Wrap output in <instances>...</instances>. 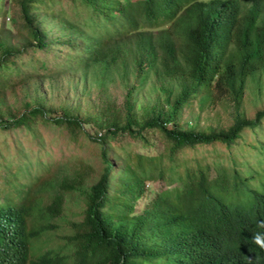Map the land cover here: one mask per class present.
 Segmentation results:
<instances>
[{"label":"trees","instance_id":"1","mask_svg":"<svg viewBox=\"0 0 264 264\" xmlns=\"http://www.w3.org/2000/svg\"><path fill=\"white\" fill-rule=\"evenodd\" d=\"M58 1L0 0L6 10L0 21V92L9 86L24 96L13 106L0 93V159L6 161V150L23 147L24 138L43 135V124L56 126L58 134L68 130L64 141L69 144L78 145L82 131L87 145L97 147L85 158L90 169L95 154L102 165L92 183L83 185L80 174L66 181L69 189L85 194L86 206L83 217L72 222L75 228L63 235L61 249H56L61 255L53 258L45 252L29 264H66L68 259L70 264H264L259 249L249 262L236 259L246 239L264 233V178L231 170L223 155L232 165L246 159L217 150L218 144L238 147L245 129L255 133L264 125V105L247 115L244 96L251 88L256 94L250 101L264 98V85H257L264 76V0H62L57 7ZM80 6L86 9L82 25L73 20ZM7 15L17 16L20 25L15 29L22 37L7 25ZM97 18L110 26L95 31ZM44 20L55 21L56 37ZM55 44L83 59V97L94 100L85 110L65 105L59 95L55 103L48 92L56 86L44 75L32 79L31 92L21 82L14 86L17 68L33 69L27 66L34 63L31 48ZM21 55L25 68L17 63ZM255 69L260 75H254ZM143 84H150L148 91L138 96L135 90ZM115 86L125 88L121 99L114 96ZM192 97L200 107L224 106L232 122L196 127L182 120L183 106ZM223 103L227 105H219ZM158 136L163 152L146 155L134 152L130 144L149 146ZM188 149H202L212 157L202 155L191 164ZM116 153L122 157L118 169L112 165L119 158ZM165 167L171 170L167 181L180 185L147 186L156 174L164 176ZM209 167L216 173L212 177ZM245 191L253 195L245 196ZM48 209L62 211L57 195ZM18 210L7 214L19 222L20 245L28 249L37 231L27 226L24 203Z\"/></svg>","mask_w":264,"mask_h":264},{"label":"rangeland","instance_id":"2","mask_svg":"<svg viewBox=\"0 0 264 264\" xmlns=\"http://www.w3.org/2000/svg\"><path fill=\"white\" fill-rule=\"evenodd\" d=\"M7 2V1H6ZM57 7L63 5L64 2L58 1ZM6 14V10L3 6L0 5V21L1 17ZM86 14V9L80 6L75 14L73 15V20L79 25H82L83 18ZM7 25L10 26L12 32L17 35L18 38L24 35L23 32H18L15 28L20 25L17 16L15 15H7L5 18ZM96 21H101L104 24L109 23L102 19L97 18ZM46 25L50 26V31L54 37L57 36L58 29L57 26L54 25V20L45 21ZM99 31H103V28H99ZM12 41V40H10ZM82 42V40H81ZM54 46V48L52 47ZM64 47L60 46L59 44L55 45H48L44 50L39 48H31L28 54H32L34 58V63H30L27 66L33 65L32 71H25L20 68H17L13 80L17 83L14 85L16 88L18 84L21 82L28 88L31 92L35 87L33 85L32 79L38 75H44L47 83L51 82L54 86V89L50 90L48 96L52 97L56 102H59V97L63 98V103L68 106H76L85 110L91 104H93L92 99H88L83 97L84 90L82 89L81 80H79V75L82 73L81 61L83 60L80 58V55L75 52V50H71L65 45ZM27 50H25V53ZM23 54V55H24ZM23 55L17 58V63L22 64L21 68H25L23 64ZM59 61H62L59 64ZM6 65L4 64L2 68ZM93 67L89 66L88 71L92 72ZM258 69H255L254 75H260ZM257 85H264V76ZM133 77V76H130ZM76 78L79 80V83H76ZM93 81L91 84L94 83L95 76H92ZM150 84H143L142 86L136 88L135 94L138 96H145L148 91ZM114 89V96L117 99H121L125 96V88L124 87H113ZM4 98L5 103L13 106H17L21 103L22 98H24L23 93H21V89L11 90L9 86H6L5 89H2L0 92ZM256 92L251 91V88L245 89L244 96L247 99V103L245 108L247 109L246 114L252 116L253 113L257 108L264 105V98H260L261 101H257L256 99L250 101L249 98L255 96ZM57 97V98H56ZM191 103L184 104L182 112H181V119H189L192 124L196 127H208V126H228L232 122V115L224 106H208V107H200L197 97L190 98ZM96 102L95 104H97ZM219 105H227L225 103ZM96 111V109H94ZM194 115H197L194 118ZM13 117L11 116V120ZM88 128V125H85V129ZM40 129L43 132V135L37 133L35 137H28V139L24 138V134L20 131H13L12 134L15 137H22L24 138L23 147L14 148L11 150H6L4 152L6 161L0 163V181L6 182L13 180L17 184L22 185L27 183V178L24 176L20 178L17 175H13L9 170V162H11L12 172L20 173L22 168L20 167V163L22 162L23 167L25 168V174H30L35 169L36 171L46 167L49 165V161L45 157V152L49 160L53 162V165L43 172L39 173L38 175H33L29 182V191L26 197V203H29L34 198H40L42 202L45 204L49 202L53 196L58 193L61 198V207L62 211L58 212L57 214L51 215L49 217L48 226L46 231L42 233L35 241V247L33 254H38L44 252L47 249L52 251H56V249H61V245L64 242V234L71 231L75 228V225L72 222L79 221L85 211V194L80 193L78 189H69L67 180H71L75 178L77 175H81L83 177V185L92 183L96 178L95 175H98L101 169V161L100 156L95 154L91 157L92 160V167L90 169L87 160L85 159L87 155L92 154V152L97 148L93 142L90 143V146L87 145L88 141L84 140L82 131H79L77 135V141L79 144H69L64 141L65 133H69L68 130L63 129V132L58 134L56 126L49 125L48 127L40 124ZM29 131V130H28ZM249 129H245V134L239 141L238 147H233L232 149H228L224 146L218 144L217 150L222 151L226 150L227 152L233 153V156L238 158V161L242 159H246L245 162H238L235 164H229L231 162V158L228 161H225L224 155L222 156L224 165H229L231 170L234 168L237 170L239 174L245 175H259L264 178V125L262 129L257 130L255 133L249 132ZM77 132V130L75 131ZM248 133L251 134L249 138H246ZM253 145H256L254 149H251ZM263 143V146L259 147L260 144ZM133 147L134 152H141L146 155L150 153H157L163 152V144L162 139L160 136L155 138L154 143L151 141V145L145 146L139 141H132L130 143ZM155 148V150H153ZM2 148H0V156L2 153ZM211 152L213 149L210 147ZM41 151V152H40ZM39 153V154H38ZM37 158V166L34 168L31 159L35 160ZM202 155L206 157H212V154H207L206 151L202 149H188L186 152V159L189 160L191 164L194 163L195 159H201ZM116 156L119 158L112 159V165L115 169H118L122 166V157L116 153ZM121 158V159H120ZM88 159V158H87ZM249 164V165H248ZM212 165V164H211ZM228 166V167H229ZM234 167V168H233ZM179 174L184 176V166H178ZM164 176H160L156 174V178L154 182L148 181L147 186L156 188H164L163 186L172 189L176 185H180L177 181L175 182H168L166 177L170 174L171 170L169 167H165L163 169ZM250 171V172H249ZM115 173V172H114ZM110 174H113L110 173ZM209 174L210 177L214 176L215 170L213 167H209ZM119 177V175H118ZM182 180H187L186 177H183ZM253 185L256 187L259 186V181H252ZM200 184V183H199ZM204 184H200L203 187ZM262 189V188H261ZM259 189V190H261ZM19 191L17 189V185H10L7 184H0V201H4L7 198L18 199ZM245 196L251 197L253 192L244 193ZM139 208V205H138ZM37 214L33 209H31V213L28 216V224L34 225L38 224V219L36 218ZM45 218H42L44 221ZM53 223L57 224L56 226ZM71 262V261H70Z\"/></svg>","mask_w":264,"mask_h":264},{"label":"clouds","instance_id":"3","mask_svg":"<svg viewBox=\"0 0 264 264\" xmlns=\"http://www.w3.org/2000/svg\"><path fill=\"white\" fill-rule=\"evenodd\" d=\"M105 21V20H104ZM100 22V24H99ZM44 23V21H43ZM106 25L102 23L101 21H95V31H99V28H103L104 31V26ZM107 26H110V24ZM99 31V32H103ZM41 152V151H40ZM39 154V153H38ZM38 154L35 160L31 159H25V160H30L32 162V165L34 168L37 166V158ZM45 157L49 161V165L46 167H43L39 170H33L32 173L30 174H25V168L22 165L21 161L20 167L22 170L20 173L13 172V175H17L20 178L26 177L27 178V183L19 185L15 181L10 180L6 182L0 181V184H7L9 183L10 185L14 184L17 185V189L19 191L18 199H12V198H7L4 201H0V264H15L16 262H21L24 264H29L30 260H34L37 258H41L42 254L45 252H48L53 258H56L58 255L56 251H52L50 249L45 250L44 252L38 253V254H33L34 247H35V241L36 239L46 231V228L48 226L49 222V217L53 215L54 212H50L48 209V205L51 203L52 199L57 195L59 198V194L56 193L53 198L47 202L43 203L40 198H34L31 200L29 203H26V197L29 191V182L31 180V177L33 175H38L39 173L43 172L45 169L51 167L53 165V162L48 159L46 152H45ZM4 162L3 160L0 159V163ZM9 170V169H8ZM202 188V187H201ZM201 193H204V191L201 190ZM21 203H24L25 206L27 207V226L30 229L36 230L37 233L33 237V245L30 246L28 249L27 248H22L20 245V227H19V222L16 221L15 219L11 218L7 212L9 209H14L18 211V207ZM197 204V203H196ZM60 206H61V198H60ZM31 209L35 211L37 214L36 218L39 220L38 224L34 225H29L28 224V216L31 213ZM42 218H45L44 221H42ZM262 226H264V222H261ZM256 249H259L262 253V256L264 257V233H254L253 236L250 238L246 239L243 242L241 251L238 253L236 259H238L241 262H249L251 261V253L255 251ZM254 253L252 254V257H254ZM71 260L68 259L66 264H70ZM57 264H61L58 262Z\"/></svg>","mask_w":264,"mask_h":264}]
</instances>
